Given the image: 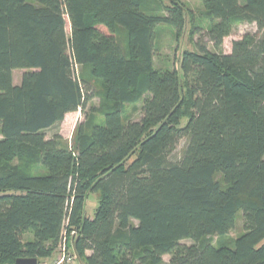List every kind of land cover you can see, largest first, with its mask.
<instances>
[{"label": "trees", "instance_id": "16d2710c", "mask_svg": "<svg viewBox=\"0 0 264 264\" xmlns=\"http://www.w3.org/2000/svg\"><path fill=\"white\" fill-rule=\"evenodd\" d=\"M205 7L176 69L155 57L181 0H0V264L51 258L64 228L81 264H264V0ZM238 22L258 34L224 53Z\"/></svg>", "mask_w": 264, "mask_h": 264}, {"label": "rangeland", "instance_id": "374dc122", "mask_svg": "<svg viewBox=\"0 0 264 264\" xmlns=\"http://www.w3.org/2000/svg\"><path fill=\"white\" fill-rule=\"evenodd\" d=\"M184 4L185 8L188 10L186 19H187V25L185 31L182 33V35L177 36L176 32L173 31L168 26H160L158 30V40H157V53H156V64L157 66L164 68H178L179 67V60L182 56V53L185 50H194V43L200 40L201 36H204L207 29L210 27V21L207 18L206 15V0H181ZM245 0H241V3H244ZM195 27H200L201 29L198 30L197 34H193V30ZM67 30L70 31L69 26H67ZM106 31L105 29H103ZM247 34H258V28L255 24H248V23H235L233 32L231 36L227 37L224 40V44L222 47V51L224 53H230L232 49V42L234 40H239L243 38ZM204 42L207 41L206 38H204ZM208 42V41H207ZM209 48L213 50L212 46L209 45ZM24 74L23 70H16L13 73V79L15 84H20L22 80V76ZM99 99L95 98L93 101L88 105V108H90L93 105H98ZM130 116H132V119L139 120L141 117L140 112H132V109L129 110ZM85 120V116L81 111H77L73 114H70L66 117L65 121L61 124L59 127L60 134L63 135L65 140L72 144L73 141V134L75 132V129L77 125ZM53 132L48 133V137L51 138ZM187 140L183 139L176 151V155L180 156L186 146ZM16 162V161H15ZM39 171V167H34L31 172H37ZM97 206V199L93 195L88 199L87 201V216H92L93 211L95 210ZM243 219L239 215L237 223L235 228L225 237L221 238L218 236L213 237V242L216 245H222L225 244L227 246L233 247L235 240L238 238L239 235H241L244 232L243 228ZM31 235L28 234L25 239L30 238ZM183 244L185 245H191L192 242L187 240L184 241ZM58 251L55 252V256L57 255ZM165 262H168L170 260V256L164 257ZM42 261L38 262L40 264ZM75 264H81L79 262H76Z\"/></svg>", "mask_w": 264, "mask_h": 264}, {"label": "built area", "instance_id": "2783aa9c", "mask_svg": "<svg viewBox=\"0 0 264 264\" xmlns=\"http://www.w3.org/2000/svg\"><path fill=\"white\" fill-rule=\"evenodd\" d=\"M74 236V231L69 236L67 229L64 228L61 241L57 249V255H53L51 258L43 260L40 264H75L76 262H79L73 248Z\"/></svg>", "mask_w": 264, "mask_h": 264}, {"label": "water", "instance_id": "95a60500", "mask_svg": "<svg viewBox=\"0 0 264 264\" xmlns=\"http://www.w3.org/2000/svg\"><path fill=\"white\" fill-rule=\"evenodd\" d=\"M15 264H38V260L36 258H20L16 260Z\"/></svg>", "mask_w": 264, "mask_h": 264}, {"label": "crops", "instance_id": "0c3cea01", "mask_svg": "<svg viewBox=\"0 0 264 264\" xmlns=\"http://www.w3.org/2000/svg\"><path fill=\"white\" fill-rule=\"evenodd\" d=\"M72 114H73V113H72ZM68 115H70V114H68ZM68 115H67V116H68ZM67 116H66V117H67Z\"/></svg>", "mask_w": 264, "mask_h": 264}]
</instances>
